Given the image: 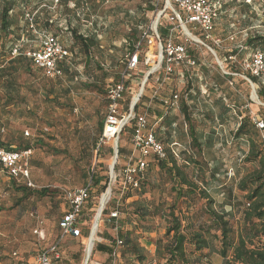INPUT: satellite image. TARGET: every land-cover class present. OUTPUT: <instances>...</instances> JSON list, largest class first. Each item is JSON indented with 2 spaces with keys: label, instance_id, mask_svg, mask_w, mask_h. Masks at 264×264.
Wrapping results in <instances>:
<instances>
[{
  "label": "rangeland",
  "instance_id": "374dc122",
  "mask_svg": "<svg viewBox=\"0 0 264 264\" xmlns=\"http://www.w3.org/2000/svg\"><path fill=\"white\" fill-rule=\"evenodd\" d=\"M15 1L16 7L11 12L12 33L4 36L0 30V142L6 149L31 150V175L30 180L14 182L0 168V263L7 264L14 251L29 259L57 240L61 217L68 210L64 192L88 184L93 170L94 182L97 179L101 181L99 185L93 182L96 189L93 203L84 213L87 228L81 238H69L63 249L65 262L62 264H84L87 240L95 216L97 219L102 195L109 189L110 165L115 157L114 140L99 148L100 123L107 110V86L122 71L123 62L131 52L129 37L135 29L140 36L141 31L145 33L154 29L159 19L162 23L159 34H162V29L168 31L172 26L173 43L183 45L196 59L194 66L175 64L172 83L161 85L164 97H170L174 92L180 96L181 104H188L200 138L199 147L191 144L190 124H186L181 110L174 111L173 121L177 124V134L180 133L177 140L180 144L178 165L186 170L200 189L209 190L218 210L222 205L225 207L231 214L235 233L240 232L248 193L240 188V183L259 169V163L246 161L250 152L248 139H237L234 133L245 116L251 118L252 126L256 120L264 119V96H261L264 83L246 67L255 53L264 55V48L258 41L256 45L247 44L250 38L264 37V0H220L223 8L211 34L213 38L206 39L199 33H193L202 43L186 35L181 22L171 20L176 18L178 9L175 6V11L169 6L167 8L165 0ZM151 6L155 7L154 11ZM27 13L34 15L37 31L48 30L57 35L70 52L71 62L64 77L51 79L30 61L10 63L14 45L20 44L22 51L37 49L39 45L37 34L26 20ZM186 28L192 33L189 24ZM74 32L88 44L90 40L96 41L89 53L83 42L74 37ZM23 38L25 40L20 43ZM140 39L136 42V48L141 44L140 73L135 84L137 93L151 68H158L163 59L158 55L162 47L157 42L152 46L156 58L148 62L145 56L149 52L148 42ZM162 39L165 47L167 39L163 36ZM163 55L165 61L166 55ZM182 69L186 71L184 78L180 76ZM225 75L231 78H225ZM254 76L256 82L251 80ZM8 77H12L9 83ZM153 78L145 83L149 94L152 87L157 86ZM152 105L162 109L160 100L153 101ZM143 109L147 110V107L141 106L140 110ZM151 121L152 124L156 122ZM255 130L258 139H262L261 131L257 127ZM169 131L172 133L165 127L166 145ZM130 137V133L125 132L118 143V151L122 149V153L121 156L118 153L115 170L120 169L132 153ZM191 157L197 164L188 159ZM161 163H150L142 193L131 192L127 194L128 198L126 195V199L123 197L119 201V231L116 232L114 225L107 221L112 212L111 204L106 205L96 230L98 241L102 240L101 237L112 240L131 233V237L145 248L147 260L144 264L166 262L165 255L157 253V241L162 240V245L170 241L165 236L168 224L160 214L152 213L145 219L140 218L135 214L136 206L132 203L144 204L151 210L160 205L165 214L177 204L176 214L186 217L184 226H189L192 231L208 225L210 221L205 212L206 202L199 194L178 199L176 181L170 178ZM29 182L33 186H29ZM229 191H232L230 197ZM228 201L232 204H226ZM214 234L220 236L212 230L209 249L203 252L187 246L192 262L223 264L218 253L220 240ZM260 239V244L264 245V236ZM100 244L108 245L104 241ZM92 254L88 264H110L109 255L98 251ZM130 258L134 256L127 253V260ZM124 264H127L126 260ZM132 264L138 262L135 260Z\"/></svg>",
  "mask_w": 264,
  "mask_h": 264
},
{
  "label": "built area",
  "instance_id": "2783aa9c",
  "mask_svg": "<svg viewBox=\"0 0 264 264\" xmlns=\"http://www.w3.org/2000/svg\"><path fill=\"white\" fill-rule=\"evenodd\" d=\"M59 0H56L58 2ZM164 1V0H162ZM167 8L171 5L177 7L178 11H175V17L172 21L181 22L182 26H191L193 33H199L202 38L212 39V32L215 29L217 19L219 17L220 4L212 0H165ZM169 8H171L169 6ZM166 10H164L165 12ZM26 18L33 28V32L37 34V40L39 45L37 49H30L29 51H22V46L17 44L12 49L11 55L13 57L24 55L29 59H32L36 67L43 70L44 74L51 79H57L64 77L63 64L69 60L70 53L65 46L59 41V38L54 36L47 30L37 31L34 26V15L27 14ZM162 23L160 19L157 21L154 29L147 31L143 34L142 39L148 42L149 50L152 46H155L159 41L162 47L160 55L162 56V62L158 68L154 66L151 68V76L155 75L159 71L163 74V81H167L174 72V65L187 63V65H195V60L188 54L187 49L183 45H175L173 43L172 32L174 28L171 26L168 29L167 44L163 47V43L160 34L159 27ZM23 38L20 43H23ZM139 43L138 47L133 53H128L126 68L119 81L111 82L108 86L107 94V113L104 119V127L101 136V146L107 144L109 141L114 140V144L120 141V135L124 132V129L133 124V133L131 134L132 153L128 157V161L118 170L111 172V179L109 183V199L105 205L112 202L115 204V208L107 218L108 223L114 225V230L119 231V201L126 195L127 192H138L141 190V181L145 178L147 169L150 165L149 159L154 158L157 160H166L168 154L164 144L156 137V132L153 127H150L147 120L146 113H137V104L143 97L145 89L143 90L140 98L134 94L129 111L125 112L122 106L124 95L131 88H128L127 81L131 78V74L135 71L139 65ZM166 59L164 61V55ZM147 61L152 62L156 56L148 52L146 55ZM152 56V57H151ZM247 69L259 77L264 83V56L262 53L257 52L254 54L250 62L247 63ZM141 91V90H140ZM178 97L175 96V100ZM175 105L176 102H174ZM255 125L261 131L264 139V119L256 120ZM176 145V144H175ZM31 150L26 152H19L16 150L8 151L5 148L0 147V163L2 169L9 174V177L16 181L30 180L29 171V155ZM91 180L83 187H79L73 190H66L63 198L65 205L68 206V210L61 220V235L59 240L51 247L37 253L33 261L20 262L13 264H59L62 261V243L65 237L78 238L82 236V230L79 226V218L81 217L86 203L90 199L93 193V179L95 172L92 170ZM29 186H33L29 182ZM116 188V191L114 190ZM118 191V192H117ZM38 232V231H37ZM96 242V240H95ZM116 247L112 251V264H117L121 259V254L118 248L122 246V241L119 237L116 239ZM95 245V243H94ZM88 244L86 245V249ZM94 249V248H93ZM16 255V254H14Z\"/></svg>",
  "mask_w": 264,
  "mask_h": 264
},
{
  "label": "trees",
  "instance_id": "16d2710c",
  "mask_svg": "<svg viewBox=\"0 0 264 264\" xmlns=\"http://www.w3.org/2000/svg\"><path fill=\"white\" fill-rule=\"evenodd\" d=\"M212 1L220 4L221 6L219 11V16H220V13L223 8V4L221 3L220 0H212ZM15 7H16L15 0H0V30H1V34H3L4 36L12 33L13 26H12L11 12L14 11ZM151 10L154 11L155 7L151 6ZM26 20L28 21L27 18ZM162 31H163L162 34H160L161 39L162 36L166 37L168 34L167 29H162ZM143 33L144 32L141 31L139 36L138 29L136 28L135 32L132 34V37H129L130 40L129 45L131 46L130 47L131 52L129 53H133L136 50V44H137L136 42H138L140 38H141L140 41L146 42L145 40L142 39ZM74 34H75L74 36L75 38L83 42V45L86 47L88 53L90 52L89 51L90 47L96 45V41L90 40V44H88L87 41H85L83 38L77 36L76 32H74ZM256 41H258V44L264 48V37H255L253 39L250 38L247 44L249 46L256 45L255 44ZM190 56L195 60V64H196L195 57H193L192 55ZM70 60H71V54L69 60L63 64L64 74L68 71V66L70 65L71 62ZM24 61H30V60L27 59L26 56L21 55L19 57L12 58L10 63L15 64ZM126 64H127V58L123 62V68L122 71L120 72V75L117 77L116 80H112L113 82H117L120 80L123 71L126 68ZM139 64H140V60H139ZM181 64L186 66H192L189 64L187 65V63H181ZM138 67L135 71L132 72L131 78L127 81V86L130 84L133 78L136 77L135 74L140 73L138 72ZM173 71L174 72L172 73V75L176 72L175 68L173 69ZM156 74L161 75L162 72L159 71L158 73H155V75ZM181 74H182L181 76L184 78L186 75V71L182 69ZM172 75L169 78L168 81L169 83L172 80ZM1 76H3V78L5 77L4 75ZM225 78H231V76L225 75ZM251 80L253 82H256L257 78L254 76L251 77ZM9 81H12V77H8V83ZM149 82L150 80L147 83ZM168 82H165L163 84L168 85L167 84ZM161 90H162L161 87L156 88L155 90L156 93L154 94V98L152 102L160 99L162 104L161 105L162 111H164L165 116L168 115L170 111H172L173 109L177 108L181 110L184 119L186 120V124H190L189 137L192 138L191 144H194L195 146L197 145L199 147L200 138L197 136L194 125L195 123L193 120H191L188 104L184 102H182L181 104L180 96L178 94H175L174 92H172V95H170V97H164L162 93H160ZM146 91H148L147 88ZM130 92L132 94L127 96L125 94L124 99L121 103L124 106L125 112L129 111L133 95L136 94L133 92V90H130ZM175 96L178 97L177 100H175ZM189 96L188 95L186 96L185 98L186 101L188 100L187 98ZM261 96H264V89L261 91ZM146 102L147 101L145 95H143V97L140 99V101L137 104L138 105L137 113L139 114L146 113L147 120L149 121V125L150 127H153L151 121L152 112L149 111L152 106H150L149 104L150 107L148 108V105L144 104ZM174 102H176L177 105H175ZM141 106L147 107V110L145 109L140 110ZM176 125L177 124L175 123V126H173V129L171 130L172 133L175 132L177 134ZM250 125L252 126L251 118L245 116L241 118L238 129L234 133L237 139H243V138L248 139L250 152L246 157V161L259 163V169L249 174L247 177L243 178L240 183L241 184L240 188L243 191H248V193L246 196L247 206L244 209V215H243L244 222L240 232H238L237 234L235 233L233 226L231 224V218H230L231 214L225 210V207L223 205L221 207V210H218L216 208L217 204L215 200L209 194V190L203 191L202 189H200V187L197 186L194 180L190 179L186 170L178 165L177 157H180V153H179L180 144L178 142H174L171 145H169V143L166 145L165 142L160 137H158L156 133V137L159 138V140L164 144L166 148L168 158L166 160H157L154 158H150L149 162L150 163L162 162L161 164L163 166V169L170 174L171 176L170 178L174 182L176 181L178 188H176L175 191L177 192L178 199H182V198L188 199L199 194L201 198L206 202L205 212L208 218H210L208 225H201L198 228V230L192 231L190 230L189 226H184L186 217L182 214L180 215L176 214L177 204L170 207L169 213L165 214L160 210V205L157 206L154 210H151L150 208L146 207L144 204L138 202L132 203V205L136 206L135 214L140 216V218L145 219L146 217H148L150 214L153 213V215L160 214L161 217L167 221L168 226L166 228L165 236H167L170 239V241H168L164 245H162V240L157 241V253L165 255L166 258V262L164 264H201L199 260L193 262L191 261L187 252V246L190 245L191 247L194 248V251H198V252H203V250L209 249V236L211 235L212 230H215L216 233L220 234V236H218V234H214V235L220 240V248L218 250L219 251L218 253L223 260V264H264V245L260 244L261 242L260 238L261 236H264V139L262 136V139L259 140L258 135L256 133L257 131L255 130V127L257 126L256 125L252 126L253 130L250 131L249 130ZM103 126L104 123H101V133L103 131ZM133 130H134L133 124L127 126L124 129V132L120 135L119 138L120 141L122 139L121 137L124 135L125 132H129L131 136ZM254 130L256 132H254ZM172 133L171 132L169 133V137L170 134ZM0 147L6 149V147H4V145L1 142H0ZM7 150L10 151L12 149L9 148ZM198 152L201 153L200 150H198ZM121 153H122V149H119L120 156ZM188 159L190 161L192 160L191 162H193L194 164H197L194 161V159H192V157ZM189 160L187 161L189 162ZM0 168L2 169L1 163H0ZM147 173L145 178L141 181V186H140L141 190L138 191L139 193H142V191L145 189V184L147 182ZM13 181L15 182L16 180L13 179ZM100 181L101 179H97L94 182L93 179V182L96 185H99ZM23 191H27V190L24 189ZM129 193L131 192H127L126 195ZM230 195H232V191H229L228 197H230ZM93 197L94 194L93 196L91 195L90 199L87 202L89 206L93 203ZM126 197L128 198L129 195H127ZM108 199H109V193H107L102 197L100 202L102 203L101 205L102 208ZM230 203L232 204V201L230 202L228 201V203L226 204H230ZM110 204L111 206H113L111 202L108 203L107 206H109ZM114 208L115 206L112 207V211ZM84 212L82 214H84ZM119 238L121 239L123 244L121 247L118 248V251L121 254V259L120 261L117 262V264H124L125 260L127 261V264H132L135 260L138 262V264H144L145 261L147 260L145 248H142L139 245L138 241L131 237V233L127 232V234H125L124 236L122 235ZM116 239L117 238L112 239L109 246L101 245L100 242H96L93 252L99 251L108 254L110 264H112L111 253L116 247V243H117ZM127 253H130V255L134 256V258H130L127 260ZM63 262H65V258L62 257V263Z\"/></svg>",
  "mask_w": 264,
  "mask_h": 264
},
{
  "label": "crops",
  "instance_id": "0c3cea01",
  "mask_svg": "<svg viewBox=\"0 0 264 264\" xmlns=\"http://www.w3.org/2000/svg\"><path fill=\"white\" fill-rule=\"evenodd\" d=\"M57 36V35H56ZM58 37V36H57ZM167 37V36H166ZM165 37V38H166ZM59 38V37H58ZM59 41H61L60 39H59ZM61 43L63 44V41H61ZM158 43L160 44V42L158 41ZM64 45V44H63ZM149 52L150 53H152L153 54V51H152V48L149 50ZM160 57H161V55H160V53L158 54ZM17 57H19V56H17ZM12 58H16V57H12L11 56V58L10 59H12ZM27 58V57H26ZM27 59H29V58H27ZM30 60V62H31V64H32V66L33 65H35V63L33 62V60L32 59H29ZM11 61V60H10ZM35 67H36V65H35ZM37 68V67H36ZM137 75H138V77H139V74L138 73H136L135 74V76L136 77H134L133 78V80L130 82V84L128 85V88H131V90H133V92L134 93H136L137 94V90L135 89V84H136V81H137ZM182 74H180V76H181ZM147 76V75H146ZM163 74H161V75H158V74H156L155 76H151V77H154L153 79H154V84L155 85H157L156 87L155 86H153L152 87V89H151V91H150V94L148 93V91H146V84H145V86H144V89H145V92H144V95H145V98H146V101L150 104V106H153L152 105V100H153V98H154V94L156 93V88H158V87H161V85L163 84V83H165V82H168L169 81V79L167 80V81H163ZM182 77V76H181ZM183 78V77H182ZM149 81V80H148ZM147 81V82H148ZM111 82H113L112 80L110 81V83ZM110 83L108 84V86L110 85ZM172 83V80H171V82L169 83H167L168 85L169 84H171ZM108 86H107V89H108ZM140 89V88H139ZM141 90V89H140ZM140 90H139V92H140ZM107 92H108V90H107ZM138 92V93H139ZM161 93V92H160ZM130 94H132L131 92H130V89H128V91L126 92V96L127 95H130ZM158 100H160V99H158ZM106 101H107V93H106ZM144 104H147V103H144ZM107 106V105H106ZM123 106V105H122ZM150 106H148V108L150 107ZM108 107V106H107ZM123 109H124V106H123ZM177 110V108L176 109H173L172 111H170V113L168 114V115H166L165 116V113H164V111H162V109H160L159 107H157V105L155 106H153V107H151L150 108V112H152V120L154 119L156 122H155V124H152L153 125V128L155 129V132L157 133V136L158 137H160L163 141H165L166 139H165V137L163 136L164 135V130H165V127H168V130H171V129H173V126H175V123H174V119H175V117L173 116L174 115V111H176ZM106 113H107V110H106ZM106 113H105V116H106ZM105 116H104V119H105ZM101 123H104V120L101 122ZM101 123H100V131H101ZM104 127V126H103ZM101 136H102V134H101ZM178 136H180V133L179 134H176L175 132L174 133H172V134H170V138L168 139V143H169V145H171L172 143H174V142H178L177 140H178ZM100 139H101V137H100ZM101 143V142H100ZM99 143V148L100 147H102L101 146V144ZM108 144V143H107ZM107 144H105V145H107ZM12 179V178H11ZM13 180V179H12ZM85 186V185H84ZM83 187V186H82ZM95 190L96 189H94V187H93V193H92V196H93V194H94V192H95ZM112 203V202H111ZM87 204V203H86ZM112 205L113 206H115V204H113L112 203ZM89 208V205L87 204L86 206H85V208H84V210H83V212L85 211V209L86 208ZM66 212H67V209H66V211H65V213H64V215L66 214ZM85 213V212H84ZM64 215L61 217V220H62V218L64 217ZM61 220H60V224H61ZM79 226H80V228H81V230H82V235H83V233H84V230L87 228V222H86V219H85V216H84V214H82L81 215V217L79 218ZM60 224H59V229H60V235H61V227H60ZM60 235H59V237H60ZM59 237L58 238H56L57 240H55L54 242H52L51 244H49L45 249H47V248H49V247H51L53 244H55L58 240H59ZM82 237V236H81ZM81 237H78V238H81ZM78 239V238H74V237H65L64 238V240H63V243H62V255H63V258H65V255H64V251H63V249H64V247H65V242L68 240V239ZM101 241L99 240H97L96 239V242H102V241H104L105 242V244H107L108 243V245L107 246H109L110 245V242H111V239H109L108 237H101ZM87 242H88V240H87ZM95 242V243H96ZM95 246V245H94ZM44 249V250H45ZM43 251V250H42ZM98 253H102V254H104V255H108V254H106V253H103V252H99L98 251ZM14 254H16V255H14ZM12 257H11V259H10V261L7 263V264H13V263H20V262H29V261H33L34 260V258H35V255L33 256V257H29V259H26V258H24L23 256H21L18 252H16V251H14V252H12V255H11ZM62 263V261L59 263V264H61ZM0 264H3V263H0ZM99 264V263H98Z\"/></svg>",
  "mask_w": 264,
  "mask_h": 264
},
{
  "label": "water",
  "instance_id": "95a60500",
  "mask_svg": "<svg viewBox=\"0 0 264 264\" xmlns=\"http://www.w3.org/2000/svg\"><path fill=\"white\" fill-rule=\"evenodd\" d=\"M184 31H185V34L188 35L190 38H192L191 34L188 32V30H186V28H184ZM193 40H195L194 38H192ZM196 41V40H195ZM199 43H202L201 41H198ZM212 53L216 56V54L213 52L212 50ZM219 61V60H218ZM151 77V73H149L147 76H146V79H145V82L143 83L142 87L140 88L141 91H140V94L138 95V98H140L143 90H144V86H145V83L149 80V78ZM255 93V92H254ZM119 151H118V144H116V147H115V150H114V155H115V158H116V161L119 159V155H118ZM115 164L116 162L114 163V165L112 166L111 168V172L113 173L114 169H115ZM100 205H102V203H100ZM106 205L104 204L103 205V208L101 209L99 215H98V218L96 219V225L99 226L100 225V218L102 216V213L104 212V209H105ZM93 231V230H92ZM92 231H91V235H92ZM95 243V241H94ZM94 243H92V247H91V250L93 252V248H94ZM86 260H85V264H88L89 260H90V255H88V248L86 249Z\"/></svg>",
  "mask_w": 264,
  "mask_h": 264
},
{
  "label": "bare ground",
  "instance_id": "6f19581e",
  "mask_svg": "<svg viewBox=\"0 0 264 264\" xmlns=\"http://www.w3.org/2000/svg\"><path fill=\"white\" fill-rule=\"evenodd\" d=\"M170 7H171V9H174L171 5H169ZM186 30H188V28H186ZM188 32L191 34V32L188 30ZM191 36H192V38H194L197 42L198 41H201L200 40V38H198V37H196V36H194V35H192L191 34ZM199 43V42H198ZM219 63H220V61H219ZM115 161H116V158L114 157V160L112 161V164L110 165V168H112V166L114 165V163H115ZM109 194H110V190H109V192H108ZM100 209L98 210V212H97V218H98V215H99V213H100V210H101V208H102V206L101 207H99ZM95 223H94V226H93V228H92V235L90 234V236H89V239H88V242H87V244H88V255H90V260H91V257H92V250H91V247H92V243H94V241L96 240V234H97V231H98V228H99V226H97L96 225V216H95ZM98 227V228H97ZM97 228V229H96ZM97 230V231H96ZM86 260V259H85ZM89 260V261H90ZM89 263V262H88ZM84 264H85V261H84ZM95 264H98V263H95Z\"/></svg>",
  "mask_w": 264,
  "mask_h": 264
}]
</instances>
